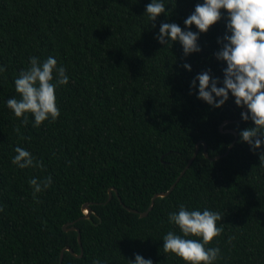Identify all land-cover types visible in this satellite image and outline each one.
Here are the masks:
<instances>
[{
	"label": "trees",
	"instance_id": "1",
	"mask_svg": "<svg viewBox=\"0 0 264 264\" xmlns=\"http://www.w3.org/2000/svg\"><path fill=\"white\" fill-rule=\"evenodd\" d=\"M198 2L172 0L169 16L161 14L152 28L142 16L150 0H0V264H128L135 254L185 264L162 248V236L178 231L167 214L180 203L221 214L224 231L208 245L221 249L215 264H264V165L258 151L239 142V131L254 125L231 97L214 108L196 90L190 94L197 73L211 69L223 79L226 63L214 53L225 21L202 33V51L189 56L178 42L155 39L161 22L183 28ZM32 55L54 56L70 78L56 92L59 117L39 127L31 113L17 118L5 104L19 98L13 81ZM222 124L238 134L228 153L235 133L221 131ZM201 140L209 156L201 144L173 190L142 217ZM16 146L44 167L18 169L11 163ZM48 175L52 186L34 200L28 181ZM85 203L89 218H82ZM73 221L84 252L65 250L60 263L66 246L81 253L78 231L63 228Z\"/></svg>",
	"mask_w": 264,
	"mask_h": 264
},
{
	"label": "clouds",
	"instance_id": "2",
	"mask_svg": "<svg viewBox=\"0 0 264 264\" xmlns=\"http://www.w3.org/2000/svg\"><path fill=\"white\" fill-rule=\"evenodd\" d=\"M172 0H150L145 5L142 16L156 28L155 21L163 14L169 16L168 5ZM176 3V0H175ZM224 10V11H222ZM224 19L225 33L217 38L221 45L214 53L219 61L226 63L223 79L211 74V69L197 73L190 84L198 99L214 108L222 107L230 97L242 109V120L251 121L254 126L239 131V142L247 143L250 150L259 152L260 164L264 165V0H201L194 10L183 20L182 28L175 22H161L155 39L164 46L178 42L183 54L199 53L202 48L199 38L211 26ZM195 26V31L192 26ZM183 68L192 70L191 64L184 62ZM6 71L0 65V74ZM69 75L63 64H58L54 56L46 59L32 55L28 65L14 78L15 91L19 98L10 97L6 106L17 118L31 113L33 127L43 122L55 120L60 115L56 92L69 83ZM27 123L25 119L23 121ZM19 133V128L15 129ZM11 163L18 169L43 168V163L32 152L21 146L14 148ZM34 200L37 194L52 186V176L33 177L28 181ZM3 207H0V212ZM222 216L209 208L186 207L180 203L176 210L167 214V223L176 230H169L162 236L164 253H171L185 264H215L222 258L219 247H209L214 237L223 231ZM196 237V238H192ZM128 264H154L151 258L135 254ZM91 264H107L99 258Z\"/></svg>",
	"mask_w": 264,
	"mask_h": 264
},
{
	"label": "water",
	"instance_id": "3",
	"mask_svg": "<svg viewBox=\"0 0 264 264\" xmlns=\"http://www.w3.org/2000/svg\"><path fill=\"white\" fill-rule=\"evenodd\" d=\"M220 128H221V131H223V132H232V133H235V139H234V141L230 144V146H229V148H228V150H227V153L229 152V150L233 147V145L235 144V142H236V140H237V138H238V134H237V132L234 130V129H223V124L220 126ZM201 144H203L204 145V154L208 157L209 156V154H208V151H207V143L205 142V141H203V140H201V141H199L198 143H197V145H196V150H195V152H194V155L189 159V161H188V163H187V165L185 166V168L182 170V172L180 173V175H179V177L177 178V180H176V182L175 183H173V185L171 186V188L168 190V191H164V192H159V193H155L154 194V196H153V198H152V201H151V204L149 205V208L145 211V212H140V215L142 216V217H144V216H147L148 215V213H149V211L153 208V206H154V203H155V199L157 198V197H159V196H161V197H163V196H166V195H168L172 190H173V188L176 186V183L178 182V180L180 179V177L185 173V171L187 170V168H189V166L191 165V163L194 161V159H195V157L198 155V153H199V150H200V145ZM221 155H217V156H215V157H213V159H216V158H219ZM116 190L114 187H111L110 189H109V198H108V200L106 201V202H108V201H110L111 200V198H112V190ZM119 199L121 200V197L119 196ZM122 201V200H121ZM123 203V202H122ZM123 205L125 206V207H127L130 211H133V212H135V213H138L139 211L138 210H136V209H133V208H130V207H128V206H126L124 203H123ZM83 209H84V212L86 213L82 218H89L90 217V214H91V212H92V210H91V208L89 207V203H85L84 205H83ZM86 210V211H85ZM77 221H73V222H71V223H67V224H65L64 226H63V228H64V230L65 231H69V230H77L78 231V239H79V243H80V245H81V253L80 254H77L74 250H73V248H71L70 246H66L63 250H62V252H61V255H60V263H62V261H63V253H64V251L65 250H68V251H70L71 253H73L74 255H77V256H82L83 255V247H82V241H81V230H80V228L78 227V226H76L75 225V223H76Z\"/></svg>",
	"mask_w": 264,
	"mask_h": 264
},
{
	"label": "rangeland",
	"instance_id": "4",
	"mask_svg": "<svg viewBox=\"0 0 264 264\" xmlns=\"http://www.w3.org/2000/svg\"><path fill=\"white\" fill-rule=\"evenodd\" d=\"M86 211V210H85Z\"/></svg>",
	"mask_w": 264,
	"mask_h": 264
}]
</instances>
